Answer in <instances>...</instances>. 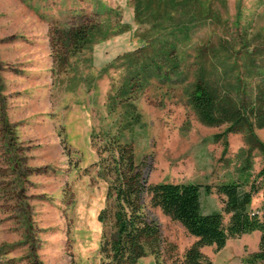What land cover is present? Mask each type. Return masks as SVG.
<instances>
[{"label":"rangeland","instance_id":"1","mask_svg":"<svg viewBox=\"0 0 264 264\" xmlns=\"http://www.w3.org/2000/svg\"><path fill=\"white\" fill-rule=\"evenodd\" d=\"M189 5L190 14H174L186 28L180 51L190 67L188 80L171 87L155 77L123 94L128 69L120 57L148 44L150 12L139 11L138 22L134 0H0V264H30L32 252L43 264H99L103 226L97 215L111 182L105 131L132 146L147 183L210 185V193L200 190L203 213L222 210L216 184L258 185L264 156L255 142L245 130L224 134L226 124L202 123L186 91L202 66L196 60L207 61L202 71L210 81L258 88L261 74L245 66L240 47L247 43L254 51L249 66L264 67V0ZM100 6L110 14H96ZM204 8L207 14L197 15ZM81 13L103 31L64 57L52 42L50 21ZM130 107L139 120L128 126ZM253 131L264 143V127ZM143 201L160 227L162 264H183L195 238L151 206L147 194ZM262 205L260 190L249 209L261 213ZM228 217L223 213L224 222ZM258 242L253 230L201 251L212 264H244ZM135 264L156 262L149 254Z\"/></svg>","mask_w":264,"mask_h":264},{"label":"trees","instance_id":"2","mask_svg":"<svg viewBox=\"0 0 264 264\" xmlns=\"http://www.w3.org/2000/svg\"><path fill=\"white\" fill-rule=\"evenodd\" d=\"M134 1L137 21H141L138 12L146 10L154 16V22L153 29L149 31L148 44L120 57L126 60L128 69L127 78L123 87H120L122 93L134 89V84L142 89L155 77L161 84L171 87L173 84H184L190 76V67L185 64V55L180 51V43L186 39V28L174 21V14L180 11L188 14L194 10L193 5H189L194 0ZM153 4H156L155 8H152ZM100 7L96 14H110L108 9ZM205 10L198 9L197 15H206ZM50 26L56 51L64 57L78 53L91 42L92 37L103 31L100 22H93L82 13L63 22L51 20ZM240 49L244 52L245 66L261 74L258 88L240 86V81L234 87L224 84L219 78L210 81L206 78V71H202L207 61L196 60L195 63L202 66L188 85V103L202 123L209 126L226 124L224 134L245 130L264 156V143L258 140L253 131L254 128L264 127V67L249 66L248 62L254 55L249 44L242 43ZM224 62L219 64L226 66L227 61ZM127 113L129 121H126V125L130 126L139 120V114L132 107ZM104 133L111 165L105 171L109 170L111 182L106 192L107 204L97 215L103 226L98 248L99 264H135L138 259L149 254L154 256L156 264H162L160 227L146 211L144 194L149 196L151 206L159 207L195 238L184 251L183 264H212L210 258L201 251L203 246L215 245L219 249L227 239L253 230L259 231L258 249L247 254L242 261L244 264H264V165L256 175L259 178L258 185L254 180L247 189L237 181L216 184L214 189L220 196L222 210L203 213L200 190L203 188L206 193H210V185L193 182L147 183L139 168L140 164L134 159L132 146L121 143L118 136L109 131ZM260 190L263 205L261 213H258L251 211L249 205L253 194ZM223 213L229 215L227 222H224ZM30 264L43 263L32 252Z\"/></svg>","mask_w":264,"mask_h":264},{"label":"crops","instance_id":"3","mask_svg":"<svg viewBox=\"0 0 264 264\" xmlns=\"http://www.w3.org/2000/svg\"><path fill=\"white\" fill-rule=\"evenodd\" d=\"M116 56V55H115Z\"/></svg>","mask_w":264,"mask_h":264}]
</instances>
